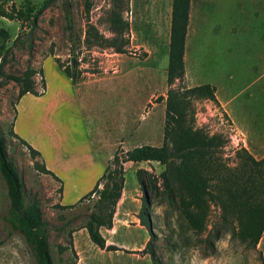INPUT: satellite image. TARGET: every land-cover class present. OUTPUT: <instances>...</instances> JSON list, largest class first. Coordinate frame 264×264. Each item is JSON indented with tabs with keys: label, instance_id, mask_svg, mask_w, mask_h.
I'll list each match as a JSON object with an SVG mask.
<instances>
[{
	"label": "rangeland",
	"instance_id": "obj_1",
	"mask_svg": "<svg viewBox=\"0 0 264 264\" xmlns=\"http://www.w3.org/2000/svg\"><path fill=\"white\" fill-rule=\"evenodd\" d=\"M23 1L0 0V7L18 8ZM41 1L30 0L36 4ZM83 1L51 0L38 14L33 27L0 14V132L7 153L24 182L25 199L35 197L38 200L47 223L49 250L55 264H75L78 254L73 240L78 249H81L79 245L83 246L79 252L86 250L87 258L95 262L94 252L88 250L91 241L81 227L95 195L76 200L72 206L59 203L61 182L41 170L40 157L30 153L22 139L12 131L19 84L7 74L21 75L26 69L33 70L30 79L34 91L41 92V60L46 56H57L66 65L69 50L73 48L79 71L74 82L89 81L97 89L95 97L102 106L99 119L105 136L108 134L109 140L115 142L112 151L115 148L125 150L143 142L147 134L152 137L151 142L160 144L162 141L163 116L160 118L161 99L158 96H164L167 87L171 0H90L87 14ZM111 2L117 5L128 24L126 50L116 52L107 47H85L81 43L73 46L68 38L67 22L80 38L85 17L108 34L105 11ZM261 13L262 17L259 16ZM183 58L182 84L190 86L209 81L218 100L239 91L256 74L264 88V4H254L250 0H190ZM217 98L215 101L193 99L194 124L203 126L210 133L222 134L225 145L219 154L224 162L231 164L234 160L232 148L242 140ZM152 103L156 105L150 111L152 116L147 118ZM120 140H127V143L122 146ZM148 164V171L155 175L163 167L158 162ZM125 174L127 178L135 177L130 168ZM131 188L142 196L143 191L137 183L131 185L126 181L124 190ZM144 194L148 200L147 217L153 233L150 245L155 264H264V227L254 247L245 245L229 233L215 240L209 237V243L205 235L217 219L216 206H210L206 229L195 234L185 227L177 208L168 204L160 185L157 190H145ZM7 209L5 184L0 175V264H38L32 243L9 219ZM138 210L136 207L131 209L122 218L123 222L133 227ZM116 218L118 221L119 213ZM122 235L126 237L118 238L126 241L132 240L135 233L131 229ZM119 249L122 252L116 255L118 264L134 262L126 260L127 253H144L126 247Z\"/></svg>",
	"mask_w": 264,
	"mask_h": 264
},
{
	"label": "trees",
	"instance_id": "obj_2",
	"mask_svg": "<svg viewBox=\"0 0 264 264\" xmlns=\"http://www.w3.org/2000/svg\"><path fill=\"white\" fill-rule=\"evenodd\" d=\"M50 1L42 0L41 3L36 4L24 0L22 6L18 8L0 7V14L8 18H17L21 23L27 22L29 27H33L38 14ZM90 5V0L83 1L85 14L88 13ZM189 5L190 0L170 2L167 87L164 96H158L159 99L164 98L161 144H142L125 150L115 148L94 185L77 199L80 201L95 195L81 227L86 229L89 239L99 248L117 249L116 245L105 242L99 232V226H111L124 180L122 163L126 160L158 161L163 167L156 175L144 168H137L135 171L136 179L143 191L142 204L137 217L149 233V238L141 251L149 254L153 264L155 259L150 245L153 233L147 217L148 200L144 194L149 188L157 190L160 185L168 204L177 208L185 227L195 234H200L206 229L210 206H216L217 219L205 235L209 243H211L209 237L215 240L224 233H229L245 245L254 247L264 227V154L256 159L238 143L232 148L233 162L227 164L219 154L220 149L225 145L222 134L210 133L203 126L194 124L193 99L215 101V89L209 82L190 86L182 84ZM105 13L108 34H104L85 17V27L80 38V34L72 30V24L67 22L68 38L73 46H79L81 43L85 47H107L116 52L126 50L127 21L122 17L115 3L111 2ZM69 51L66 65L62 64L57 56L53 59L74 82L79 73L78 60L74 49L71 48ZM1 65L0 62V74ZM31 73L33 70L26 69L21 75L7 74L8 78L19 84L18 96L25 92L37 94L33 88V80L30 79ZM41 84L43 88V78ZM22 142L30 153L39 156L38 151L25 140L22 139ZM40 168L43 172L50 173L41 162ZM0 175L5 184L9 219L19 226L32 243L38 264H55L49 250L47 223L42 217L38 200L35 197L25 199L24 182L7 153L1 132ZM72 205L74 203L66 204V206Z\"/></svg>",
	"mask_w": 264,
	"mask_h": 264
},
{
	"label": "crops",
	"instance_id": "obj_3",
	"mask_svg": "<svg viewBox=\"0 0 264 264\" xmlns=\"http://www.w3.org/2000/svg\"><path fill=\"white\" fill-rule=\"evenodd\" d=\"M250 1L254 4H264V0ZM259 16L262 17L263 13ZM41 72L42 91L37 94L25 92L17 97L11 127L17 136L38 151L41 163L50 172L48 174L61 182L59 203L71 204L94 185L113 153L112 146L115 142L109 140L108 134L105 136L106 131L99 119L102 106L95 97L97 89L94 84L89 81L72 82L51 56H46L41 60ZM260 84L262 80L256 74L239 91L227 98L224 96L218 100L215 94L231 125L241 136L242 142L239 141V143L256 159L264 154V88ZM160 99V118H162L164 98ZM155 105L156 103L151 104L146 113L147 118L152 116L150 113ZM143 138L145 139L143 142L135 143L130 148L142 144L159 145L151 142L152 137L149 134ZM120 142L124 146L127 140H120ZM152 162L158 161L126 160L123 162L124 180L115 205L111 226H99V232L105 242L114 244L118 248H99L90 240L88 250L94 252L95 258V262L93 259L90 262L86 250L79 252L83 246L79 245L81 249H78L73 240L78 254L75 264H118L116 255L122 252L120 247L130 250H141L144 247L149 233L137 217L142 204L141 194L134 192L135 188H131L130 191L124 190L126 181L131 185L137 183L139 186V183L136 175L127 178L125 171L130 168L135 174L139 167L148 170L150 168L147 167L148 163ZM134 207L139 210L133 218L136 222L132 227L124 223L122 218L126 217V214ZM117 213H119L118 221ZM131 229L135 233L132 240L124 241L118 238L126 237L122 234L128 233ZM85 233L87 234L86 229ZM129 259L134 260L131 264H148L149 261L152 264L147 252L141 255L133 252L127 253L126 260Z\"/></svg>",
	"mask_w": 264,
	"mask_h": 264
}]
</instances>
